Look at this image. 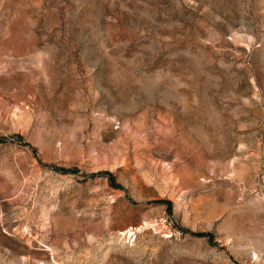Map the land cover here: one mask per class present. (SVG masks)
I'll use <instances>...</instances> for the list:
<instances>
[{
    "label": "rangeland",
    "instance_id": "obj_1",
    "mask_svg": "<svg viewBox=\"0 0 264 264\" xmlns=\"http://www.w3.org/2000/svg\"><path fill=\"white\" fill-rule=\"evenodd\" d=\"M0 264H264V0H0Z\"/></svg>",
    "mask_w": 264,
    "mask_h": 264
}]
</instances>
